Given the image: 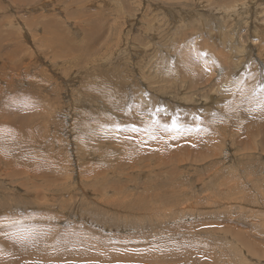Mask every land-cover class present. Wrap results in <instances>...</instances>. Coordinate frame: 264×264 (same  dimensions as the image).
I'll use <instances>...</instances> for the list:
<instances>
[{
	"label": "rangeland",
	"instance_id": "374dc122",
	"mask_svg": "<svg viewBox=\"0 0 264 264\" xmlns=\"http://www.w3.org/2000/svg\"><path fill=\"white\" fill-rule=\"evenodd\" d=\"M47 253L264 264V0H0V263Z\"/></svg>",
	"mask_w": 264,
	"mask_h": 264
},
{
	"label": "bare ground",
	"instance_id": "6f19581e",
	"mask_svg": "<svg viewBox=\"0 0 264 264\" xmlns=\"http://www.w3.org/2000/svg\"><path fill=\"white\" fill-rule=\"evenodd\" d=\"M22 29V28H21ZM25 30V29H24ZM24 32V31H23ZM27 32V31H26ZM25 34V33H24ZM24 37L26 36V35H23ZM136 47V49H138V47H137V45L135 46ZM159 120V119H158ZM180 122V121H179ZM153 123V122H152ZM231 124V123H230ZM251 125V124H250ZM151 127V126H150ZM215 127V126H214ZM224 128V127H223ZM208 129V128H207ZM214 129V128H213ZM222 129V128H221ZM246 129V128H245ZM200 130V129H199ZM247 131H248V129H246ZM251 130V129H250ZM155 131V130H154ZM201 131V130H200ZM205 132H206V130H204ZM237 131H238V129H237ZM149 132V131H148ZM194 132V131H193ZM195 132H197V131H195ZM203 132V131H202ZM204 132V133H205ZM207 132H208V130H207ZM206 132V133H207ZM244 132H245V130H244ZM147 133V132H146ZM198 134H199V132H198ZM197 134V135H198ZM202 134V133H201ZM201 134H199V135H201ZM256 134V133H255ZM196 135V134H195ZM196 135V136H197ZM206 135V134H205ZM204 134L202 135V136H205ZM208 135H210V134H208ZM211 135H213V134H211ZM210 135V136H211ZM218 135H220V133L218 134ZM236 135V134H235ZM141 136V135H140ZM143 136V135H142ZM194 136V135H193ZM192 136V137H193ZM209 136V137H210ZM215 136V135H214ZM237 136V135H236ZM201 137V136H200ZM140 138V137H139ZM143 138V137H142ZM141 138V139H142ZM204 138H206V140L208 139L207 138V136H205ZM148 139H149V137H148ZM218 139V138H217ZM145 140V139H144ZM151 140V139H150ZM150 140H148V141H150ZM222 140V139H221ZM199 141V140H198ZM204 141V140H203ZM210 141V140H209ZM218 141V140H217ZM208 142V141H207ZM201 143V142H200ZM152 144V143H151ZM212 144V143H211ZM202 146V145H201ZM216 146V145H215ZM214 146V147H215ZM207 149V148H206ZM200 150H202V149H200ZM212 150H214V148H212ZM208 151V150H207ZM212 153H213V151H212ZM204 154V153H203ZM51 223L53 224V222L51 221ZM55 224V223H54ZM58 228V227H57ZM195 228V227H194ZM196 229V228H195ZM50 229L47 227V232L49 231ZM58 230H60V231H62L63 229H58ZM195 231V230H194ZM49 233V232H48ZM31 236H33V234H31ZM36 236V235H35ZM34 236V237H35ZM52 238H51V241H49V243H52V244H55V243H60L59 245H58V247L60 246V250L59 251H62V250H64V252L65 251H67L66 249L68 248V246L70 245V247L73 249V250H75V259L73 260L74 262L75 261H86V260H89V262H90V260H92L91 262H93V261H98V260H101V259H112V257L110 256V255H107V254H105L104 256H102V255H100L98 252H96L95 250L96 249H94V248H92V247H89V246H87L86 244H85V238L82 240V241H79V242H74V240H73V242H71L69 239H67V238H69V236L70 235H60L59 233H56V231H54L53 230V232H52V234L50 235ZM34 237H31V239L32 238H34ZM79 237V236H78ZM81 237V236H80ZM79 237V238H80ZM201 237V236H200ZM233 237V236H232ZM36 238V237H35ZM30 239V241L32 242V243H34V244H32V243H29V242H27V243H23L26 247H28V248H32L33 246H36V242L34 241H32ZM87 239V238H86ZM237 239V238H236ZM238 240V239H237ZM239 241V240H238ZM22 243V242H21ZM44 243V242H43ZM46 243V242H45ZM67 243H69V245H67ZM238 243V242H237ZM247 243V242H246ZM217 244V243H216ZM239 244V243H238ZM241 244V243H240ZM240 244H239V246H240ZM244 244V243H243ZM17 245V244H16ZM16 245H14V246H16ZM67 245V246H66ZM96 245V244H95ZM98 245V244H97ZM242 245V244H241ZM245 245V244H244ZM249 245H250V243H249ZM92 246V245H91ZM246 246V245H245ZM17 247V246H16ZM244 246H242V248H243ZM17 248H19V247H17ZM34 248V247H33ZM101 248V247H100ZM237 248V247H236ZM245 248V247H244ZM247 248V247H246ZM24 249V248H23ZM37 247L35 248V252L37 253V254H40L39 253V251L37 252ZM50 249H52V248H50L49 247V250ZM55 249V248H54ZM62 249V250H61ZM31 250V249H30ZM100 250V249H99ZM188 250V249H187ZM242 250V249H241ZM16 251H17V249H16ZM16 251H15V253H16ZM19 251H20V249H19ZM28 251V250H27ZM27 251H26V253H27ZM47 251V250H46ZM51 251V250H50ZM57 251V250H56ZM25 252V251H24ZM31 252H33V251H31ZM68 252V251H67ZM91 252H94V253H91ZM192 252V251H191ZM73 253V252H72ZM21 254H22V252H21ZM32 254V253H31ZM42 254V253H41ZM50 255V253H47V255ZM58 254H60V253H58ZM70 254V253H69ZM74 254V253H73ZM109 254V253H108ZM185 254V253H184ZM192 254V253H191ZM18 255V254H17ZM28 255V254H27ZM44 255V254H43ZM52 255V254H51ZM50 255V257L51 258H53V259H49V258H47V257H40L39 258V260L40 259H43V260H47V261H50L49 263H46V264H62V261L61 260H64V259H66V261H69L70 259L72 260V258H70L69 259V256L67 257H63L64 259H62V257H59V256H57V254H56V258L54 259V256H51ZM29 257H32V256H30V255H28ZM63 256V255H62ZM65 256V255H64ZM73 256V255H72ZM109 256V257H108ZM167 256H168V254H167ZM171 256V255H170ZM24 257V256H23ZM33 257H34V255H33ZM32 257V258H33ZM92 257H96V258H92ZM244 257V256H243ZM35 258V257H34ZM153 258V257H152ZM245 258L247 259V256H245ZM244 258V259H245ZM107 259H106V261H107ZM156 259V258H155ZM162 260H163V262H162V264H165V263H167V261L165 260V257H162L161 258ZM175 259V258H174ZM182 259V258H181ZM190 259V258H189ZM197 259H199V258H197ZM157 260H159V259H157ZM179 260V259H178ZM41 261V260H40ZM105 261V260H104ZM110 261V260H109ZM172 261V260H171ZM201 261V260H200ZM248 261V260H247ZM72 262V261H71ZM88 262V261H87ZM90 262V263H91ZM125 262V261H124ZM243 263H245L244 261H242ZM73 263V262H72ZM81 263V262H80ZM97 263V262H96ZM122 263H123V261H122ZM156 263L157 264H161V261L159 260V261H156ZM174 263H175V261H174ZM185 263V262H184ZM1 264V263H0ZM75 264H77V263H75ZM87 264H89V263H87ZM106 264H107V262H106ZM110 264V263H109ZM176 264V263H175ZM178 264V263H177Z\"/></svg>",
	"mask_w": 264,
	"mask_h": 264
},
{
	"label": "snow or ice",
	"instance_id": "6c2138e0",
	"mask_svg": "<svg viewBox=\"0 0 264 264\" xmlns=\"http://www.w3.org/2000/svg\"><path fill=\"white\" fill-rule=\"evenodd\" d=\"M173 127H175V124H173Z\"/></svg>",
	"mask_w": 264,
	"mask_h": 264
}]
</instances>
